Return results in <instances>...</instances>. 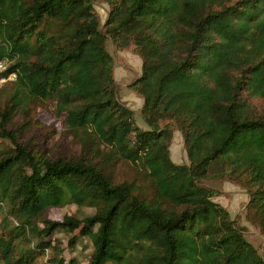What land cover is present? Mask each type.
<instances>
[{"label":"trees","instance_id":"16d2710c","mask_svg":"<svg viewBox=\"0 0 264 264\" xmlns=\"http://www.w3.org/2000/svg\"><path fill=\"white\" fill-rule=\"evenodd\" d=\"M94 1L0 0L17 74L0 88V264H264L204 184L245 189L264 235V0H102L103 27ZM110 39L142 61L129 89L148 129L118 98ZM39 111L68 153L21 141ZM69 205L93 214L50 219Z\"/></svg>","mask_w":264,"mask_h":264},{"label":"rangeland","instance_id":"374dc122","mask_svg":"<svg viewBox=\"0 0 264 264\" xmlns=\"http://www.w3.org/2000/svg\"><path fill=\"white\" fill-rule=\"evenodd\" d=\"M94 3L95 9L98 13L101 22V26L103 27L104 22L106 21L109 14L110 6L102 0H95ZM108 46V50L110 51L115 60V73L118 72V78L119 71L123 70L122 65L126 62H128V64L133 67V70L136 68L137 62L134 60L135 52L133 50L130 49L120 51L117 49L111 39L109 40ZM126 52H130V54H126ZM117 89L118 98L120 99V101L121 99H127L125 97L126 93L129 92L128 88L117 87ZM131 102L134 103V105L132 106L136 107L135 101L132 100ZM131 102H129V108H131ZM36 118L38 119L40 124L27 129L25 135L21 137V141H31L34 139L36 141H39L37 143L43 145L44 142H46V138L49 137L53 142H58L57 146H54V154L68 153L66 148L67 144L65 142L58 141L60 140L59 137H55L56 128H54V131H52L51 125L54 122L52 116L48 112L39 111L38 114H36ZM26 120L27 119L19 120V129L25 126ZM137 123L142 130L148 129L145 121L139 113H137ZM166 124H169L174 132V137L170 148L172 160L178 165L188 164L189 161L187 159L182 133L176 128V126L172 122H165L164 125ZM11 147L13 146L10 140H4L2 145L0 146V149L11 150ZM117 178L121 181L126 179L133 180L134 178H136V174L128 166H122L118 169ZM204 184L216 192L214 200L217 203H220L230 212L232 219L238 224L239 227H242L244 229V234L247 240L258 249L260 255L264 258V235L261 233L259 226L255 223H252L247 218L246 207L249 202V194L247 193V191L226 179L207 180L204 182ZM91 214H93V210L90 208L79 209L76 205H69L64 208L53 209L50 212V219L55 221L62 220L65 215L84 218ZM58 238L67 240L65 234H59ZM77 255L78 253H76L75 256Z\"/></svg>","mask_w":264,"mask_h":264},{"label":"crops","instance_id":"0c3cea01","mask_svg":"<svg viewBox=\"0 0 264 264\" xmlns=\"http://www.w3.org/2000/svg\"><path fill=\"white\" fill-rule=\"evenodd\" d=\"M109 47V46H108ZM126 54H130V52H126ZM135 61L136 63V68L133 70V67L128 64V62H126L125 64H123L122 68L123 70L119 71V78H118V72L115 73V77H116V82H117V87L119 88H128L129 92L126 93V97L127 99H121V101L126 104L127 106H129V102H131L132 100L135 101L136 103V107L132 106L134 105V103L131 104V109L134 110L136 113H139L141 115V109H142V105H143V99L133 93V91H131L129 89V85H131L141 74V68H142V61L140 59V57L138 55H135ZM142 117V116H141Z\"/></svg>","mask_w":264,"mask_h":264},{"label":"built area","instance_id":"2783aa9c","mask_svg":"<svg viewBox=\"0 0 264 264\" xmlns=\"http://www.w3.org/2000/svg\"><path fill=\"white\" fill-rule=\"evenodd\" d=\"M9 68L8 61H0V88L17 81V74L15 72L8 73Z\"/></svg>","mask_w":264,"mask_h":264}]
</instances>
